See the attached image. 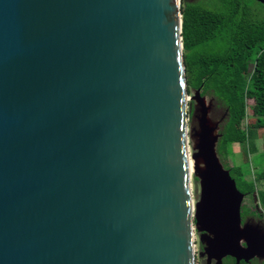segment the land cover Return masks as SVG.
Masks as SVG:
<instances>
[{
  "label": "water",
  "instance_id": "water-1",
  "mask_svg": "<svg viewBox=\"0 0 264 264\" xmlns=\"http://www.w3.org/2000/svg\"><path fill=\"white\" fill-rule=\"evenodd\" d=\"M181 24L180 0H0V264H195V232L258 255Z\"/></svg>",
  "mask_w": 264,
  "mask_h": 264
},
{
  "label": "trees",
  "instance_id": "trees-1",
  "mask_svg": "<svg viewBox=\"0 0 264 264\" xmlns=\"http://www.w3.org/2000/svg\"><path fill=\"white\" fill-rule=\"evenodd\" d=\"M180 11L187 90L189 94L200 90L224 111L217 146L224 160L227 157L220 153L228 156L230 143L248 141L254 126L264 127V4L254 0L183 1ZM228 169L240 192L251 200L255 193V201L264 208V172L258 176V187L243 179L241 168Z\"/></svg>",
  "mask_w": 264,
  "mask_h": 264
},
{
  "label": "rangeland",
  "instance_id": "rangeland-1",
  "mask_svg": "<svg viewBox=\"0 0 264 264\" xmlns=\"http://www.w3.org/2000/svg\"><path fill=\"white\" fill-rule=\"evenodd\" d=\"M183 1L187 3H197L201 0H180V6ZM199 52L201 54L205 53L204 50H200ZM195 53L196 51L190 52V55L193 57ZM193 95L194 92H190L189 96L193 97ZM204 97H205V102L207 103L208 106H210V111L208 113V121L210 125L213 127L216 124L218 125V130L213 133V136H215L217 133L219 134L220 132V124L222 121V117L224 115V111L222 110V108L220 109L217 108V105L212 98L207 96ZM192 107H193L192 112L189 114L188 125L190 130L189 132L192 135H194L195 132L198 130L197 119L198 117H200V110H199V106H196L195 103L193 102H192ZM192 114L194 115L193 119L191 117ZM251 119L253 118L251 117ZM252 121L253 120H251V122ZM252 131H253L252 134L253 138L249 139L248 141H244L242 143L239 142L230 143L229 146L227 147L228 156L224 155L223 153H220L222 157H227V158L221 160V157L219 156V159L220 162L224 165V167L227 166L225 167L227 169L234 166L237 168L238 167L241 168L240 172L244 180H246L247 182H252L258 185V187H261V182L258 181V176L259 174L264 172V127L259 128L254 126ZM220 144L221 143H219L218 149H220ZM199 166H203L202 161L199 162ZM192 193H193L194 201L199 200L200 186H199V182L195 181L194 178H192ZM248 201L249 200L244 199L243 200L244 205L247 206L246 208H252L253 207L252 203H249ZM255 203L256 205H258L257 201H255ZM199 251L200 249L198 243V236L197 233L195 232V252H196L195 264H204L203 259L198 256Z\"/></svg>",
  "mask_w": 264,
  "mask_h": 264
},
{
  "label": "flooded vegetation",
  "instance_id": "flooded-vegetation-1",
  "mask_svg": "<svg viewBox=\"0 0 264 264\" xmlns=\"http://www.w3.org/2000/svg\"><path fill=\"white\" fill-rule=\"evenodd\" d=\"M244 199L249 200V203H252V208H246L247 206L244 205L242 202L241 205V218L243 226L250 227L258 231V233L264 237V208H260L256 205L255 201L250 199L249 196H245ZM243 199V200H244ZM243 246H246V242L243 241ZM258 255H255L248 260L242 259L239 264H264V246L259 244L258 246ZM199 249L201 250L202 247L200 246ZM207 257H202L204 264H215L214 259L207 260ZM237 264V260L233 256H227L222 259V264Z\"/></svg>",
  "mask_w": 264,
  "mask_h": 264
},
{
  "label": "bare ground",
  "instance_id": "bare-ground-1",
  "mask_svg": "<svg viewBox=\"0 0 264 264\" xmlns=\"http://www.w3.org/2000/svg\"><path fill=\"white\" fill-rule=\"evenodd\" d=\"M190 162H191V168H192V166H193V165H192V162H193V161L191 160Z\"/></svg>",
  "mask_w": 264,
  "mask_h": 264
}]
</instances>
